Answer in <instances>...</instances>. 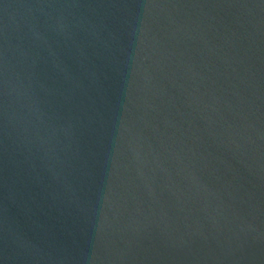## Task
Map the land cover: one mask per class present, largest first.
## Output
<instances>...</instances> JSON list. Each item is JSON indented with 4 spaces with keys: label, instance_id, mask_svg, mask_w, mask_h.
<instances>
[{
    "label": "water",
    "instance_id": "1",
    "mask_svg": "<svg viewBox=\"0 0 264 264\" xmlns=\"http://www.w3.org/2000/svg\"><path fill=\"white\" fill-rule=\"evenodd\" d=\"M0 264H264V0H0Z\"/></svg>",
    "mask_w": 264,
    "mask_h": 264
}]
</instances>
